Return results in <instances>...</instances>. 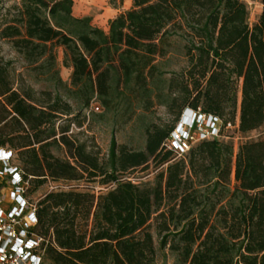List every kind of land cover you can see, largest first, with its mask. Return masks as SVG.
<instances>
[{"label":"trees","instance_id":"obj_1","mask_svg":"<svg viewBox=\"0 0 264 264\" xmlns=\"http://www.w3.org/2000/svg\"><path fill=\"white\" fill-rule=\"evenodd\" d=\"M107 3L118 12L105 29L75 16L72 0L0 7V148L15 153L27 194L46 180L105 188L52 190L37 202L44 262L155 264L159 250L172 264H264V136L236 149L204 140L178 160L163 147L185 108L241 136L264 125V0L252 24L240 0ZM17 61L52 90L28 84ZM155 106L171 121L145 125L142 150L111 136L102 160L69 135L95 107L127 123ZM149 164L151 182L124 179Z\"/></svg>","mask_w":264,"mask_h":264},{"label":"rangeland","instance_id":"obj_2","mask_svg":"<svg viewBox=\"0 0 264 264\" xmlns=\"http://www.w3.org/2000/svg\"><path fill=\"white\" fill-rule=\"evenodd\" d=\"M18 0H2L0 7H6ZM73 1V14L77 17L88 16L91 18V23L94 26L105 29L107 21L117 14V10L112 9L107 0H72ZM248 10V21L252 24L262 10L260 0H240ZM129 1L124 2L122 9L129 8ZM22 64L17 61L15 68L17 72L23 74L24 79L28 84L32 85L36 90H52L48 83L43 81H36L33 75L26 73L21 69ZM57 66L61 80L68 84L70 69L62 65V54L58 52ZM169 68L176 70V56L172 58ZM62 93V90H60ZM94 106H99L94 104ZM94 115L84 112L79 118L74 121L72 132L69 135L76 141L85 143L88 150H91L98 155L100 159H105L108 152V146L111 136L116 140L118 146H124L128 150H142L144 144L143 129L144 126L152 123L156 125H163L171 121V117L166 114L165 109L161 106H155L150 112L140 114L134 117L127 123H122L119 119H115L112 114L102 115V110L98 111L92 109ZM85 116V118H84ZM225 141L232 143L234 149L237 148L241 142L245 140H257L264 136V125L244 136L236 133L234 128H228L223 131ZM55 154L63 156L61 150H55ZM180 158L173 157V160ZM158 170L149 164L148 167H140L134 171L124 174V179H128L134 183L145 184L151 182L153 176ZM88 187L92 188L95 193L100 190L105 191L96 184H88L84 181L75 182H52L46 180L39 188L30 192L28 195L31 200L38 202L45 193L52 190H68L74 188ZM153 232V226L151 228ZM154 245L157 248V239L153 235ZM173 258L167 251H156L155 264H172ZM49 264V262H44Z\"/></svg>","mask_w":264,"mask_h":264},{"label":"built area","instance_id":"obj_3","mask_svg":"<svg viewBox=\"0 0 264 264\" xmlns=\"http://www.w3.org/2000/svg\"><path fill=\"white\" fill-rule=\"evenodd\" d=\"M98 110L97 107L94 108ZM218 118L185 108L163 147L174 157H183L204 140H224ZM29 184L16 162L15 153L0 148V264H43L49 238L36 232L37 202L27 194Z\"/></svg>","mask_w":264,"mask_h":264}]
</instances>
